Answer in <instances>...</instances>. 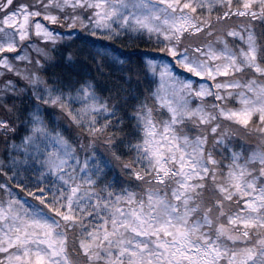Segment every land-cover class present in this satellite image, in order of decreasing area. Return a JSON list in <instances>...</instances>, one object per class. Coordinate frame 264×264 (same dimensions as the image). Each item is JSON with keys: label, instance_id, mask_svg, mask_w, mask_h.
<instances>
[{"label": "snow or ice", "instance_id": "6c2138e0", "mask_svg": "<svg viewBox=\"0 0 264 264\" xmlns=\"http://www.w3.org/2000/svg\"><path fill=\"white\" fill-rule=\"evenodd\" d=\"M0 264H264V0H0Z\"/></svg>", "mask_w": 264, "mask_h": 264}]
</instances>
